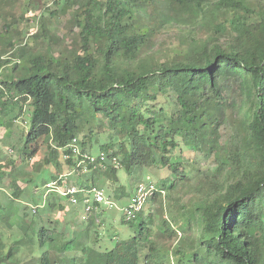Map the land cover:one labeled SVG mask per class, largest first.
<instances>
[{
	"label": "trees",
	"instance_id": "1",
	"mask_svg": "<svg viewBox=\"0 0 264 264\" xmlns=\"http://www.w3.org/2000/svg\"><path fill=\"white\" fill-rule=\"evenodd\" d=\"M252 1L78 0L79 48L63 57L50 51L32 53L26 46L7 58L0 55V119L26 123L28 129L20 157L30 146V156L36 155L43 140L49 149L47 164H55L57 173L68 172L73 162L64 160L65 148L93 123V116L102 115L110 122L112 137L120 142L102 145L99 153L109 154L117 147L112 156L123 155L121 165L130 177L149 167L172 170L169 180L156 186L148 202L153 205L191 182L185 170L180 171L181 161L170 162L169 154L180 146L175 137L180 136L184 146L215 155L216 167L202 173L205 193L195 212L183 217L182 231L193 219L201 231L194 246L178 248L177 264H264V0H258L255 8ZM151 6L154 24L146 20ZM219 15L231 16L238 30L253 15L258 18L253 30L240 33L237 40L213 42L201 53L176 54L148 74L138 71L156 29L199 19L214 21ZM22 61L28 62L22 66ZM168 90L176 95L174 110L149 106ZM229 92L234 96L229 97ZM224 126L234 132L222 143ZM80 146L94 154L85 142ZM53 179L55 175L46 176L43 185ZM78 179L71 178L74 183ZM19 194L17 187L16 197ZM54 200H45L43 211L50 210ZM40 207L37 204V212ZM74 208L80 213L82 205ZM151 210L149 206L146 216L137 215L134 235L112 249L87 246L81 264H165ZM123 222L133 227V220ZM164 223L163 231L171 226ZM58 231L36 222L38 246L56 243ZM75 241L71 238L60 249L72 252ZM12 255L11 251L0 254V264H7ZM40 261L60 263L49 251Z\"/></svg>",
	"mask_w": 264,
	"mask_h": 264
},
{
	"label": "rangeland",
	"instance_id": "2",
	"mask_svg": "<svg viewBox=\"0 0 264 264\" xmlns=\"http://www.w3.org/2000/svg\"><path fill=\"white\" fill-rule=\"evenodd\" d=\"M258 0L252 1V7H256ZM166 9H170L169 6ZM172 9L176 6L172 5ZM155 7L148 10L149 24H154L153 16ZM253 15L243 30L236 29L231 16L219 15L215 20L199 19L186 25H167L156 29L152 35L151 43L147 49V56L139 65L138 71L148 74L155 69L160 62L172 58L176 54L201 53L212 45L213 42L225 44L228 41L237 40L240 33L253 30L257 21ZM82 19V13L78 7V0H0V55L9 57L15 49L26 46L32 52L50 51L55 57L67 56L75 48L81 45V30L77 21ZM159 26V24H157ZM11 45V46H10ZM28 61H22L23 66ZM10 65L2 71L5 77L10 71ZM229 97L234 94L228 93ZM155 105L156 110H174L176 107V95L167 91L160 95ZM145 109V107H144ZM230 111L227 113L229 121ZM178 113H173V117ZM93 123L79 135V143L85 142L86 148H92L94 154L99 153L102 145L120 140L112 137L113 132L108 119L102 115L93 116ZM26 123H10L7 119H0V254L12 252L7 264H41L40 258L44 251H49L51 257L60 260L59 264H81L84 259L85 248L95 245L100 250L112 249L120 240H125L134 235L137 230V220H133L131 227L124 223L123 208L129 204L136 186L139 184H154L162 186L172 176L169 167L155 166L144 168L135 177H130L121 166L115 169L111 166L105 169H97L89 176L79 178L77 183L88 182L105 190V194L118 206L109 210L103 207L102 213L91 218L87 223L81 221L80 213H75V208L56 195L52 201L50 210L43 211V197L47 192L44 188L45 177L52 174L57 177L55 164H47L49 149L43 140L39 141V149L36 155L30 156L33 147H27L25 154L20 157V148L27 132ZM89 131H92L90 136ZM232 127L224 126L221 129L222 143H225L233 134ZM180 146L169 154L170 162H182L181 170H185L190 183L175 189L170 198L158 200L156 204H145L144 217L148 213L149 206L155 215V233L159 251L165 264H177L178 248L194 246V240L198 238L201 227L194 219L190 225L181 226L183 217L195 212V206L205 193L202 173L214 170L216 156L211 153H199L191 147L182 144L180 136L175 137ZM19 151V152H18ZM18 152V153H17ZM118 152L115 147L110 155ZM121 162L123 155L118 157ZM11 162L16 163L15 165ZM62 173V172H61ZM64 173V172H63ZM67 173V172H66ZM114 177L116 179H114ZM16 181V185L13 182ZM39 184V185H38ZM38 185V186H37ZM20 188L21 194L15 195L16 188ZM43 187V188H42ZM40 209L35 215L31 214V205ZM60 206H63L61 209ZM171 223L170 228L166 226ZM177 221V223H176ZM36 222L50 224L59 229L56 235V243L48 244L44 248L38 246L35 236ZM75 237V249L72 252H63L60 248L63 243ZM205 248V247H204Z\"/></svg>",
	"mask_w": 264,
	"mask_h": 264
},
{
	"label": "built area",
	"instance_id": "3",
	"mask_svg": "<svg viewBox=\"0 0 264 264\" xmlns=\"http://www.w3.org/2000/svg\"><path fill=\"white\" fill-rule=\"evenodd\" d=\"M65 151L67 153H64L63 158L65 161H72V167L67 173L59 174L43 186L47 188L43 201L45 202L50 196L56 195L59 199L67 200L73 207L81 204L80 217L83 223L89 222L91 218L102 213L103 207L109 210L117 209L118 206L106 196L103 188L95 185L85 188L74 183L71 178L87 177L98 168L105 169L111 166L119 169L122 166L120 159L105 152L98 154L84 152L78 139L72 140ZM155 191L156 185L154 184H139L136 186L129 204L122 210L125 221H132L137 215H140L143 212L144 205L153 197ZM31 212L36 214L37 207L31 205Z\"/></svg>",
	"mask_w": 264,
	"mask_h": 264
}]
</instances>
